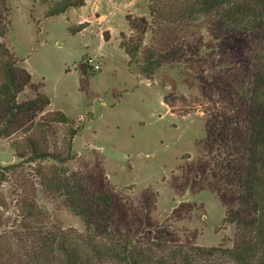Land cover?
Instances as JSON below:
<instances>
[{
	"label": "rangeland",
	"instance_id": "rangeland-1",
	"mask_svg": "<svg viewBox=\"0 0 264 264\" xmlns=\"http://www.w3.org/2000/svg\"><path fill=\"white\" fill-rule=\"evenodd\" d=\"M58 1H6L8 30L2 41L31 76L17 101L44 94L49 105L41 116L60 111L82 124L72 141L75 155L64 165L68 173H78L112 196V233L230 247L234 224L223 220L228 210L238 207V192L211 170L206 102L209 97L222 99L217 91L251 76L257 41L231 33L212 38L202 29L204 59L197 55L162 65L147 77L119 43L140 37L126 16L150 21L149 0H84L81 7L48 17L46 12ZM149 39V31L140 37L142 44ZM87 58L100 69L91 71ZM64 129L58 125V133L48 136L52 149L59 148ZM15 162L10 139H0V166ZM41 163L47 172L57 165ZM33 166H26L20 177L12 173L0 182V250L17 245L11 236L18 224L15 202L22 195L34 197L46 211L49 226L83 233V223L65 197L36 184ZM23 179L27 183H21Z\"/></svg>",
	"mask_w": 264,
	"mask_h": 264
},
{
	"label": "trees",
	"instance_id": "trees-1",
	"mask_svg": "<svg viewBox=\"0 0 264 264\" xmlns=\"http://www.w3.org/2000/svg\"><path fill=\"white\" fill-rule=\"evenodd\" d=\"M6 1L0 0V139H10L17 162L0 166V182L12 173L20 177L26 166L35 164L36 184L53 196L65 197L84 230L49 226L46 211L36 205L34 197L22 195L14 206L18 224L11 238L17 245L0 250V264H264V0H149L150 21L126 16L140 37L149 31V44H142L140 37L122 38L119 43L128 60L147 77L162 65L197 55L204 59L202 29L212 38L242 34L259 44L251 76L217 91L222 99L209 97L206 102L211 170L220 180L236 185L238 192V207L228 210L223 220L234 224L230 247L188 246L144 233L129 239L110 231L112 196L78 173H68L64 165L75 155L72 141L82 124L76 125L60 111L42 117L49 105L44 94L17 101L31 76L17 65L19 60L2 41L8 30ZM83 5L84 0H59L46 15ZM58 125L65 129L59 148L52 149L48 136L58 133ZM48 160L57 164L50 165L49 172L41 163Z\"/></svg>",
	"mask_w": 264,
	"mask_h": 264
},
{
	"label": "built area",
	"instance_id": "built-area-1",
	"mask_svg": "<svg viewBox=\"0 0 264 264\" xmlns=\"http://www.w3.org/2000/svg\"><path fill=\"white\" fill-rule=\"evenodd\" d=\"M86 66L90 68L91 71H96L100 69V64L93 60L92 58H87L86 61Z\"/></svg>",
	"mask_w": 264,
	"mask_h": 264
}]
</instances>
